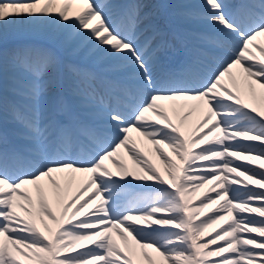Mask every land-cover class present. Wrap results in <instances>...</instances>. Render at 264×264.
I'll return each instance as SVG.
<instances>
[{"label": "snow or ice", "instance_id": "obj_1", "mask_svg": "<svg viewBox=\"0 0 264 264\" xmlns=\"http://www.w3.org/2000/svg\"><path fill=\"white\" fill-rule=\"evenodd\" d=\"M108 8L106 0H0V44L10 31L46 24L69 54L87 49L107 65L101 72L122 74L68 65L73 94L93 110L85 120L53 91L55 53L0 50V73L25 77L4 88L19 99L0 95V264H264V44L256 43L264 0L236 11L203 0L197 17L216 35L201 37L209 49L199 56L214 59L211 49L228 43L231 54L214 71L163 81L154 64L162 45L149 52L155 29L138 43L148 19L141 5L119 22ZM9 123L22 145L10 146ZM133 133L153 146L163 172Z\"/></svg>", "mask_w": 264, "mask_h": 264}, {"label": "bare ground", "instance_id": "obj_2", "mask_svg": "<svg viewBox=\"0 0 264 264\" xmlns=\"http://www.w3.org/2000/svg\"><path fill=\"white\" fill-rule=\"evenodd\" d=\"M158 1V0H156ZM171 3L178 5L180 0H168ZM184 2L187 5H191L195 2V0H184ZM181 21H184L183 18L180 19ZM23 33H26L25 30H27V34H33V35H39L40 39L44 40L45 42H49L51 43L53 46L57 47L60 51L64 52V53H70L71 52V48L68 49H62L59 45V42L56 41L55 39H53L51 30H50V26L46 25V24H37V25H26L24 26L22 29ZM20 31V30H19ZM18 32H12L10 31L9 33L11 34H16L19 33ZM77 58H87L89 59L90 62L93 63H98V55H89L87 52V49L78 52L77 54H75ZM100 64V63H99ZM102 66L107 67L106 64H102ZM238 75V74H237ZM231 86V85H229ZM257 91L259 92V88H257ZM168 103V102H167ZM166 103V104H167ZM196 117H191L189 125L186 127V130H190V123L192 122V120H194ZM200 117H197L195 120H198ZM133 138L137 140V143L139 144V147L143 148L145 151V155L148 157V159H150L154 164L157 165V167L163 172V164L160 162L159 157L157 156L155 150L153 149V146L151 144H149L148 142L145 143L146 141L143 140V138L139 137L136 133H133ZM167 151V149H165ZM121 155L123 156L124 162L126 164H129L132 166V161L130 159H128V154L126 151L121 150ZM111 167H113L111 165ZM114 168V167H113ZM115 169V168H114ZM209 188V185H206L204 189ZM118 239V238H117Z\"/></svg>", "mask_w": 264, "mask_h": 264}]
</instances>
